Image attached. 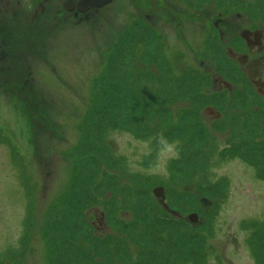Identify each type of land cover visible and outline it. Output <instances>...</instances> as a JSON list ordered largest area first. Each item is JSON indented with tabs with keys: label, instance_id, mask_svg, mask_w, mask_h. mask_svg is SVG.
Masks as SVG:
<instances>
[{
	"label": "rangeland",
	"instance_id": "374dc122",
	"mask_svg": "<svg viewBox=\"0 0 264 264\" xmlns=\"http://www.w3.org/2000/svg\"><path fill=\"white\" fill-rule=\"evenodd\" d=\"M161 1L78 19L2 0L43 30L22 34L16 78L0 56V264H264V109L234 117L202 41L204 10L261 21L264 0ZM190 213L206 224L183 233Z\"/></svg>",
	"mask_w": 264,
	"mask_h": 264
},
{
	"label": "flooded vegetation",
	"instance_id": "af4514ba",
	"mask_svg": "<svg viewBox=\"0 0 264 264\" xmlns=\"http://www.w3.org/2000/svg\"><path fill=\"white\" fill-rule=\"evenodd\" d=\"M32 1L34 4H37V8L43 4L42 15L47 14L54 18L68 16L79 19L104 11L115 0H112L111 4L101 9L95 8L87 11L79 9L78 3L80 0H60V4L56 8L50 5L51 0ZM234 1L236 3L237 0ZM139 2L145 3L144 0H139ZM156 2L160 3V5L163 3L161 0H153L151 6ZM205 2L210 3L211 0ZM1 3L2 0H0ZM216 3H218V0H216ZM139 7L141 6L139 5ZM1 10L0 8V12ZM21 11L14 12L12 10L7 16L3 14V18L0 15V34L2 36V40L0 41V56L3 60L6 59L3 51L11 48L14 42L15 27L19 28L18 24L22 19L19 18L22 14ZM203 13L209 24L206 35L207 39L203 38L202 40L206 46L205 48H211L212 44L215 48L218 47L217 59L220 63L218 64V77L216 79L212 78L213 85L216 82L218 83V94L226 99L234 97V101L231 102L234 106V117L240 115V109L236 110V106L241 104V106H248L247 115L248 113L251 114L249 119L251 120L256 117V112L264 109V19L257 21L252 17L234 13L228 14L225 17H222V14H214L213 17H210L209 14L205 13V10ZM166 15L164 19H167L166 22L169 23L170 16L169 14ZM231 19L234 20L231 21ZM22 27L25 28L27 26L23 24ZM55 27L57 26L55 25ZM7 40L9 41L8 43ZM225 63L230 65L227 69H224ZM240 84H243L246 88L247 95L243 94L244 90L242 88L238 89ZM205 111L209 112V114L216 113L215 119L213 118L215 122H218L222 118L221 114L213 106H207ZM242 112H244L243 109ZM253 128V126L250 127L252 134L254 132ZM255 142L260 143V139L257 138Z\"/></svg>",
	"mask_w": 264,
	"mask_h": 264
},
{
	"label": "trees",
	"instance_id": "16d2710c",
	"mask_svg": "<svg viewBox=\"0 0 264 264\" xmlns=\"http://www.w3.org/2000/svg\"><path fill=\"white\" fill-rule=\"evenodd\" d=\"M19 28L18 27H15V31H14V42H13V44L11 45V48H7V49H3L4 51V55L6 56V59H4L1 63L3 64V66H2V71L4 72H6V74L8 75V76H10L12 79L13 78H16V75L13 73V71H12V63L14 62H19V60L21 59L22 60V58H26V56H25V54L24 53H22L21 51V54H22V56H20L19 55V53H18V42H19V40L22 38V34H37L38 33V31L39 30H43V29H41V28H30V27H25V28H23L22 27V25H23V23H21V22H19ZM41 33V32H40ZM38 35V34H37ZM1 41V40H0ZM9 41L7 40V43H8ZM33 53L36 55H41L42 54V51H37V49L36 50H33ZM115 55V53L113 52V54H112V57ZM10 58H12L11 59V61H10ZM107 69L108 68H106V72H107ZM1 71V72H2ZM30 72V71H29ZM7 76V77H8ZM25 80V79H24ZM24 90V89H23ZM96 94V93H95ZM31 96V95H30ZM246 115V114H245ZM167 136H170V137H172V138H176V140L178 139L176 136H174V134H170V135H167ZM171 138V139H172ZM168 140H166V138H165V140H160V146L161 145H166L165 143L167 142ZM178 141H182V140H178ZM239 142H241V141H239L238 140V142L237 143H239ZM179 144V143H178ZM180 145V144H179ZM180 146H182V145H180ZM240 148L238 147V150H239ZM232 150H236V149H232ZM240 151V150H239ZM219 157V159L221 160V157L220 156H218ZM222 161H224V160H222ZM179 162V161H178ZM181 162V161H180ZM189 186H186L185 188H184V190L186 189V188H188ZM191 189H192V187H190ZM186 192H188V190H185ZM195 195L194 196H198V192H195L194 193ZM166 198H167V196H166ZM201 201H206L209 205H211L210 206V209H212L213 208V206H214V204L218 201V200H210L209 198H207V197H200L199 198V200H198V202H199V206H200V212L201 213H205L206 212V210H207V208H205L204 206H203V204L201 203ZM167 204V203H166ZM158 206H160L159 204H158ZM167 206H168V208L172 211V212H175L176 214H178V217H180L181 218V216L179 215V213L178 212H176L175 210H172V208H170V206L167 204ZM209 209V208H208ZM163 210V209H162ZM164 211V210H163ZM165 212V211H164ZM206 214V213H205ZM203 220H204V223L201 225V226H204L205 224H206V220L203 218ZM164 223H166V224H173V223H175V221L174 220H170V219H165L164 220ZM182 223V232L183 233H185L186 232V230H189V228H191V229H199V228H201V226H196V227H190V226H188L184 221L183 222H181Z\"/></svg>",
	"mask_w": 264,
	"mask_h": 264
},
{
	"label": "water",
	"instance_id": "95a60500",
	"mask_svg": "<svg viewBox=\"0 0 264 264\" xmlns=\"http://www.w3.org/2000/svg\"><path fill=\"white\" fill-rule=\"evenodd\" d=\"M111 2H112V0H80L78 3V7L82 11H87V10H91L94 8H97V9L103 8L107 5H109ZM152 194H153L154 198L158 201V203L160 205H162L166 211L171 212L172 215H176L175 212L170 211L169 208L165 205V190H164V188L157 187L152 191ZM201 203L207 209L210 208V206H211L206 201H201ZM184 221L193 227L201 226L204 223V220L200 219L197 216V214H195V213L188 214L185 217Z\"/></svg>",
	"mask_w": 264,
	"mask_h": 264
}]
</instances>
